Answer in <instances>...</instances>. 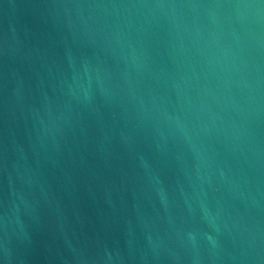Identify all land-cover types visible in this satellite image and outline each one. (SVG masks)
<instances>
[{"label":"water","instance_id":"water-1","mask_svg":"<svg viewBox=\"0 0 264 264\" xmlns=\"http://www.w3.org/2000/svg\"><path fill=\"white\" fill-rule=\"evenodd\" d=\"M0 264H264V0H0Z\"/></svg>","mask_w":264,"mask_h":264}]
</instances>
